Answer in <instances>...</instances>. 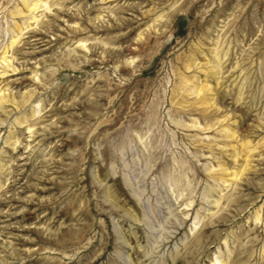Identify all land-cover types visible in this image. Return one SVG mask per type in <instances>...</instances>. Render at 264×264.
<instances>
[{
    "label": "rangeland",
    "instance_id": "1",
    "mask_svg": "<svg viewBox=\"0 0 264 264\" xmlns=\"http://www.w3.org/2000/svg\"><path fill=\"white\" fill-rule=\"evenodd\" d=\"M0 264H264V0H0Z\"/></svg>",
    "mask_w": 264,
    "mask_h": 264
}]
</instances>
